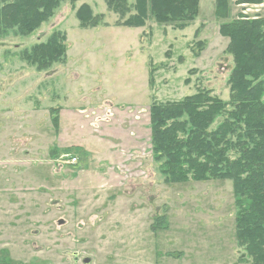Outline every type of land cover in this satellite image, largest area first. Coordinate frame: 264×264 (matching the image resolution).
<instances>
[{"label":"rangeland","instance_id":"374dc122","mask_svg":"<svg viewBox=\"0 0 264 264\" xmlns=\"http://www.w3.org/2000/svg\"><path fill=\"white\" fill-rule=\"evenodd\" d=\"M257 1L229 0L230 19L220 20L216 0H200L197 19L176 30L151 18L126 27L105 0H63L32 35L0 38V137H22L15 152L0 151V251L16 247L10 264L53 257L60 264L76 257L78 264H251L235 242L231 182H164L151 157L149 107L198 89L227 102L233 63L219 24L264 18ZM85 6L99 25L80 26L76 12ZM57 31L65 36L64 62L38 70L20 60ZM55 107L64 137L50 122ZM55 147L74 149L64 155ZM40 190L57 196L47 210ZM159 216L167 229L153 232ZM52 237L60 241L54 249L45 246Z\"/></svg>","mask_w":264,"mask_h":264},{"label":"trees","instance_id":"16d2710c","mask_svg":"<svg viewBox=\"0 0 264 264\" xmlns=\"http://www.w3.org/2000/svg\"><path fill=\"white\" fill-rule=\"evenodd\" d=\"M62 1L0 0V38L32 35ZM199 2L134 0L130 7L127 0H105L108 10L126 27H143L151 18L176 30H184L197 19ZM215 17L230 19L229 0H216ZM76 18L81 27L101 22L86 6L77 10ZM219 33L228 39L224 53L233 63L229 100L198 89L179 101H154L149 107L151 157L165 183L231 182L235 242L244 254L241 261L264 264V18L240 15L219 24ZM197 45L201 49L204 43ZM19 56L38 70L64 62L65 36L54 32L45 43ZM50 113L57 131L58 110ZM165 220L159 216L151 230L167 229Z\"/></svg>","mask_w":264,"mask_h":264},{"label":"crops","instance_id":"0c3cea01","mask_svg":"<svg viewBox=\"0 0 264 264\" xmlns=\"http://www.w3.org/2000/svg\"><path fill=\"white\" fill-rule=\"evenodd\" d=\"M262 1H264V0H262ZM57 110H58V114H57V116H58V121H59V127H58V130L56 131L55 129H53L54 130V132H55V135H56V137H64V135H63V131H64V129L62 130V134H60V124H61V121H62V118H63V114L61 113L62 112V110H61V108L60 107H55ZM51 109H53V108H50V110H49V116H50V122H51V113H50V111H51ZM66 112H68V111H66ZM66 115V114H65ZM128 136L129 137H133L132 135H130V134H128ZM111 137H127V134H125V133H116V134H114V135H112ZM13 138H15L14 140V142L13 143H17L16 145H19V142H21L20 140H22V137H13ZM12 143V141L10 140V141H8L7 143L4 141V139L2 138V137H0V151L2 152V150H4V148H5V146L7 145V148H8V153L10 152H15V147L12 149V145L14 146V144ZM15 145V146H16ZM3 148V149H2ZM74 148H58V147H55V150L57 151V152H61V153H63L64 155H68V154H66V153H68V152H70V151H72ZM51 150H54V149H51ZM70 150V151H69ZM52 152V151H51ZM50 152V153H51ZM25 153H26V151H25ZM54 154V153H53ZM55 155H57V154H55ZM64 155H62V156H64ZM59 155H57V156H55V157H58ZM2 157V156H1ZM58 166V165H57ZM2 168V166L0 165V169ZM1 172V171H0ZM71 177H72V181H74V177H76V173L74 172V173H72L71 174ZM72 185V184H71ZM47 190V189H46ZM48 191V190H47ZM71 192H73L74 193V186L72 185V188H71ZM40 193H43L45 196H44V199H43V201L45 202V207H46V209L45 210H47V209H49V207L51 206V204H52V202H54L55 200H56V198H57V196H55V195H53L52 193H49V192H46L45 190H40ZM73 193H71L72 195H73ZM22 197H23V195H22ZM29 198H32V199H34V200H37V195L35 194V195H33V196H30ZM50 209H54V207H51ZM66 209H73V203L72 204H70V205H68V207L66 208ZM48 213V212H47ZM63 215H65V213H63ZM2 216H5V215H2ZM7 216V215H6ZM10 217V216H9ZM12 217V216H11ZM14 218H17V216H15ZM16 220V219H15ZM33 223L35 222H37L38 223V221H32ZM42 222V221H41ZM47 220L46 221H44V222H42L43 224H47ZM64 223V221L63 220H58L57 221V224L58 225H62ZM1 224V223H0ZM11 224H14L12 221L9 223V224H7V225H11ZM41 225V224H40ZM39 225V226H40ZM57 240V241H56ZM52 241V242H51ZM51 241H44V242H46V243H48V245H45V246H47V247H49V248H51V249H54V248H56V246H58L57 244H58V242H60L57 238H55V237H52V240ZM55 245V246H54ZM13 247L14 246H12V245H10V247L7 245V246H3L2 248H1V250L2 251H0L2 254H6L5 256H6V263L7 264H10V262H12L11 260H13L12 259V254H11V249H13ZM23 247V249L24 248H26V243H24V244H22L21 243V248ZM14 249H16V247H14ZM17 249H20V247H18ZM5 252V253H4ZM13 253V252H12ZM49 262L50 263H46V264H60V263H58V260H56V258H49Z\"/></svg>","mask_w":264,"mask_h":264},{"label":"flooded vegetation","instance_id":"af4514ba","mask_svg":"<svg viewBox=\"0 0 264 264\" xmlns=\"http://www.w3.org/2000/svg\"><path fill=\"white\" fill-rule=\"evenodd\" d=\"M78 261H79V259H78V257H76V259H74L72 264H78ZM87 261L88 260H85L84 262H86V264H88Z\"/></svg>","mask_w":264,"mask_h":264},{"label":"built area","instance_id":"2783aa9c","mask_svg":"<svg viewBox=\"0 0 264 264\" xmlns=\"http://www.w3.org/2000/svg\"><path fill=\"white\" fill-rule=\"evenodd\" d=\"M71 160H72V162H74V161H75V159H73V158H71Z\"/></svg>","mask_w":264,"mask_h":264}]
</instances>
